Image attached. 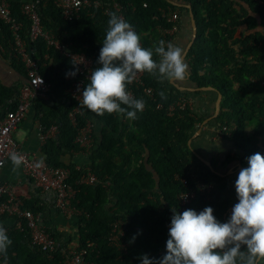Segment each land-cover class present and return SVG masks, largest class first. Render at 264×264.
Segmentation results:
<instances>
[{
    "label": "trees",
    "instance_id": "obj_1",
    "mask_svg": "<svg viewBox=\"0 0 264 264\" xmlns=\"http://www.w3.org/2000/svg\"><path fill=\"white\" fill-rule=\"evenodd\" d=\"M10 13L22 23V34L28 21L21 14L24 2L38 1V14L44 31L71 48L84 51L92 58V69L105 39L108 14L100 9L82 11L77 20L65 21L51 0H6ZM124 8V20L141 37L145 48L158 43L159 29H171L175 23L167 22L164 13L184 11L169 0H116ZM243 0L253 13L258 14L264 28V0ZM190 5L196 25V37L188 51L190 82L198 87H214L222 96L221 112L216 119L230 136H223L249 157L257 152L264 155V33L255 32L234 39L235 30L246 25L255 29V20L243 9L237 11L233 0H186ZM145 5V6H143ZM178 23V21H176ZM8 26L0 21V54L22 76L24 66L14 55L9 40ZM28 43V42H27ZM32 56L38 60L39 74L50 85L48 100L35 99L39 123L44 130L55 125L58 134L42 147L45 163L55 168L69 170L68 184L76 191L72 206L79 211L78 248H87L88 264H141L140 257L160 258L166 253L168 225L172 212L193 209L198 213L205 207L214 209V216L225 222L223 215L227 201L214 193L203 194L196 185H207L216 178L211 173H201L196 181L190 172L193 153L188 145L191 134L202 121L187 107L175 109L171 116L167 109L184 92L160 83L148 73H143V86L132 89L135 98L145 101V109L138 119L129 120L116 113L99 116L85 108L77 117L78 125L86 120L101 123L93 133L88 169L99 181L95 185L79 184L85 168L76 169L72 163L64 164L62 156L81 150L74 137L77 126L71 125L68 113L69 96L66 91L78 78L66 76L75 71L73 63L48 46L42 39L28 43ZM158 60V57H154ZM87 82L85 85H87ZM130 86H127L129 89ZM151 88L152 98L144 95ZM18 87H5L0 83V119L16 108ZM165 91L166 100L159 93ZM160 104L161 109H156ZM123 106V105H122ZM95 128V125H94ZM95 130V129H94ZM248 166V165H247ZM185 181L186 185L182 182ZM108 183L107 185H105ZM193 190L195 197L185 207L180 206L179 195ZM21 209L40 213L41 207L21 200ZM0 215V224L7 229L12 244L7 252V264H63L61 252L48 256L30 244L28 230L15 227V218ZM121 222L124 231V252L110 246L108 238L112 225ZM50 232V231H49ZM58 241L59 236L50 232ZM135 237V239H133ZM67 243H64L66 246ZM0 264L5 258L0 255Z\"/></svg>",
    "mask_w": 264,
    "mask_h": 264
},
{
    "label": "clouds",
    "instance_id": "obj_2",
    "mask_svg": "<svg viewBox=\"0 0 264 264\" xmlns=\"http://www.w3.org/2000/svg\"><path fill=\"white\" fill-rule=\"evenodd\" d=\"M183 52L181 47L163 39L153 47H143L133 27L115 12L110 13L96 62L99 66L90 72L89 83L82 90V106L99 116L116 113L126 115L129 120L138 119L137 113L144 111L145 101L134 98L127 86L145 72L160 83L183 81L188 70ZM77 65L73 63L75 71L66 76L75 77L79 71ZM159 95L162 100L167 99L165 91ZM10 159L14 172L24 163V157L15 152ZM247 163L235 181L238 203L227 222L219 221L210 206L199 213L193 209L180 213L172 208L166 253L160 258L144 254L140 257L141 264H261L264 261V155L252 154ZM42 164L43 159L36 167ZM11 244L6 227L0 224V255L5 258V264Z\"/></svg>",
    "mask_w": 264,
    "mask_h": 264
},
{
    "label": "built area",
    "instance_id": "obj_3",
    "mask_svg": "<svg viewBox=\"0 0 264 264\" xmlns=\"http://www.w3.org/2000/svg\"><path fill=\"white\" fill-rule=\"evenodd\" d=\"M55 7L60 11L65 21L77 20L82 11L91 9H100L104 14H108L113 10L117 15L124 19V8L116 0H51ZM258 2L257 0H254ZM260 3V2H258ZM38 1L24 2L21 5V14L28 21V29L22 34V23L18 22L11 16L9 4L6 0H0V21L8 26L11 33L9 44L14 55L18 56L19 61L23 64L25 70V81L18 89L16 99V108L8 111L6 115L0 119V170L6 161L11 160L12 153L20 154L24 157V163L20 166L22 174L29 178L35 187L45 193L53 196V207L55 211L63 217L74 218L79 216V211L72 206V201L76 191L68 184L69 170L66 168H55L47 165L45 160L40 167L36 164L40 161L33 155L25 152L16 142L14 133L18 126L27 116L33 101L37 98L46 99L50 91V85L45 82L44 78L39 74L38 60H36L28 49V43L42 39L50 47L52 46L61 55L69 59L72 63H77L79 71L78 78L71 84L66 93L69 96L70 110L68 118L72 126H77V132L74 137V143L84 151L89 152L94 144L93 133L94 123L86 120L82 125H78L77 117L82 116V111L86 107L82 106V90L87 82H89V74L92 69V58L79 50L70 48L69 45L59 42L49 32L44 31L38 14ZM145 6V5H143ZM167 22H176L178 14L176 12L164 13ZM176 27L169 29L175 31ZM167 32V31H166ZM28 42V43H27ZM0 50L1 47H0ZM143 73H139L136 79L129 84V93L135 98L134 91L143 86ZM79 89V91H78ZM144 95L152 98L153 91L151 88L144 89ZM190 105L187 98H179L174 104L167 109V115L171 116L175 109L184 110ZM156 109H161V105H156ZM40 126V141L45 143L47 139L54 138L58 134L57 126L52 125L44 130ZM223 127L220 132L226 131ZM90 153V152H89ZM79 184L95 185L99 183L97 178L86 170L78 181ZM106 183L105 185H107ZM186 185V182H182ZM195 197L193 190L183 191L179 195L180 206L185 207ZM38 213H33L27 209H21V201L15 194L14 189L6 184L0 183V215H7L15 218V228L22 230V223L28 230L30 244L39 251L51 256L57 251L61 252L64 260L63 264H88L86 260L87 248H71L64 246L62 242L57 241L43 226ZM168 229L170 224L167 226ZM124 231L121 222H115L112 225L111 234L108 238L110 246L116 247L119 251L124 252L126 244L123 243Z\"/></svg>",
    "mask_w": 264,
    "mask_h": 264
},
{
    "label": "crops",
    "instance_id": "obj_4",
    "mask_svg": "<svg viewBox=\"0 0 264 264\" xmlns=\"http://www.w3.org/2000/svg\"><path fill=\"white\" fill-rule=\"evenodd\" d=\"M234 7L237 11L245 10L249 17L255 20V29H247L246 25L239 26L234 32V39H239L251 33H264V28L261 26V20L258 14L253 13L250 7L243 0H233ZM170 3L176 4L184 11L178 14V23L174 22L176 30L173 32L159 29V40L163 39L166 42H171L176 46L181 47L183 52L184 62L188 65L187 75L183 81H165L170 87L175 88L179 92H184L186 98L190 102V109L193 115L201 118V122L196 126V129L191 134L188 145L193 153L191 174L194 175L196 181L201 173H211L216 178H211L209 184H197L196 187L200 193H214L220 200L227 201V210L223 215L225 222L232 214L233 206L238 203L235 190V181L242 168L247 167V157L235 146L234 142L226 139L219 131L221 128L216 122L217 117L221 112V98L219 92L211 86L198 87L195 83L190 82V60L188 51L192 46V23L190 16V5L186 0H169ZM167 31V32H166ZM71 48V47H70ZM84 52V51H81ZM159 59V58H158ZM25 71V70H24ZM25 81V75L22 76L11 66L10 62L0 54V83L5 87H18ZM38 100L47 101L46 99ZM36 101H33L31 108L14 133L16 142L21 148L30 155L35 156L39 160H45L42 152V147L46 143L40 141V126L39 119L36 117ZM95 130L98 132L102 127L100 123H94ZM226 136L230 134L225 133ZM56 137V136H55ZM54 137V138H55ZM52 139V138H49ZM47 139V140H49ZM93 148V147H92ZM90 149L89 152H91ZM83 149L65 154L61 161L64 164L72 163L76 169H88L90 163V155ZM0 183L10 185L19 200L32 202L41 207L39 216L41 223L50 232H55L59 236L60 242L67 243V247L78 248V216L74 218H66L58 214L53 207V196L50 193L40 191L33 182L25 177L21 172V167L14 172L11 160L5 162L0 170ZM13 219V218H12ZM12 219H8L10 224ZM264 264V261H261Z\"/></svg>",
    "mask_w": 264,
    "mask_h": 264
},
{
    "label": "water",
    "instance_id": "obj_5",
    "mask_svg": "<svg viewBox=\"0 0 264 264\" xmlns=\"http://www.w3.org/2000/svg\"><path fill=\"white\" fill-rule=\"evenodd\" d=\"M190 16H191V23H192V26H193V28H192V41L194 40V38L196 37V25H195V20H194V18H193V14H192V12L190 11ZM218 96H219V98H221V94L219 93L218 94Z\"/></svg>",
    "mask_w": 264,
    "mask_h": 264
}]
</instances>
